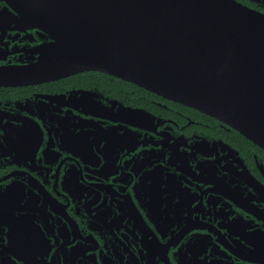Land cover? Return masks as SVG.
I'll return each mask as SVG.
<instances>
[{
	"label": "flooded vegetation",
	"instance_id": "obj_1",
	"mask_svg": "<svg viewBox=\"0 0 264 264\" xmlns=\"http://www.w3.org/2000/svg\"><path fill=\"white\" fill-rule=\"evenodd\" d=\"M49 3L0 0V264H264V147L75 67Z\"/></svg>",
	"mask_w": 264,
	"mask_h": 264
},
{
	"label": "water",
	"instance_id": "obj_2",
	"mask_svg": "<svg viewBox=\"0 0 264 264\" xmlns=\"http://www.w3.org/2000/svg\"><path fill=\"white\" fill-rule=\"evenodd\" d=\"M51 1L75 67L132 81L264 147L263 14L235 0Z\"/></svg>",
	"mask_w": 264,
	"mask_h": 264
}]
</instances>
